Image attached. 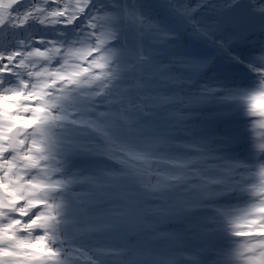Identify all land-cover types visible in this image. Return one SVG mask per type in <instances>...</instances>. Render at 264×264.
I'll use <instances>...</instances> for the list:
<instances>
[{
  "label": "snow or ice",
  "instance_id": "obj_1",
  "mask_svg": "<svg viewBox=\"0 0 264 264\" xmlns=\"http://www.w3.org/2000/svg\"><path fill=\"white\" fill-rule=\"evenodd\" d=\"M0 264H264V0H0Z\"/></svg>",
  "mask_w": 264,
  "mask_h": 264
}]
</instances>
